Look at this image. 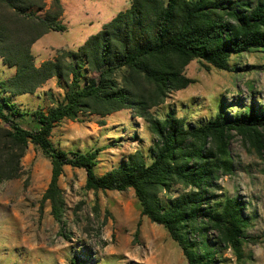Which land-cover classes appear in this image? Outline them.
I'll return each mask as SVG.
<instances>
[{
  "label": "trees",
  "instance_id": "16d2710c",
  "mask_svg": "<svg viewBox=\"0 0 264 264\" xmlns=\"http://www.w3.org/2000/svg\"><path fill=\"white\" fill-rule=\"evenodd\" d=\"M63 13L61 0L48 7L46 0H0V63L15 68L0 80V182L22 176L32 144L51 162L42 201L50 203L57 222L65 204L59 186L64 168L84 169L88 191L133 189L141 215L167 230L188 264H216L219 247L244 261V246L260 242L247 232V205L216 192L219 179L234 173V134L262 156L264 105L252 103L232 117L219 112L198 126L188 125L175 110L163 119L150 111L193 83L185 75L192 61L230 71L232 56L263 49L264 0H132L77 50H60L36 65L33 46L52 31L67 30ZM52 79L64 96L48 110L27 113L2 96L33 95ZM122 110L146 120L154 139L150 161L136 150L98 175L101 148L66 151L50 139L63 120ZM175 186L182 192L172 196ZM69 264L88 260L74 257Z\"/></svg>",
  "mask_w": 264,
  "mask_h": 264
},
{
  "label": "rangeland",
  "instance_id": "374dc122",
  "mask_svg": "<svg viewBox=\"0 0 264 264\" xmlns=\"http://www.w3.org/2000/svg\"><path fill=\"white\" fill-rule=\"evenodd\" d=\"M248 1V0H244ZM253 1V0H252ZM64 32L52 31L32 49L36 65L54 58L60 50H77L101 30L132 0H61ZM51 0H46L47 7ZM230 71L194 60L185 69L193 80L186 89L171 93L150 112L163 119L170 110L190 126L215 117L243 113L252 103L264 105V48L234 55ZM14 69H0V80ZM64 89L49 80L33 95L9 97L22 111L48 110L63 100ZM58 149L86 152L101 148L96 172L118 167L136 150L150 161L153 136L144 118L131 110L106 117L82 114L79 121L63 120L52 131ZM230 151L234 173L222 176L216 194L238 197L250 218L248 234L259 237L244 246L245 260L238 262L230 250L217 251L216 264H264V150L262 156L234 134ZM19 179L0 182V264H69L71 258L88 264H188L181 248L165 228L140 213L133 189L125 192L88 191L84 169L66 166L59 179L64 196L62 219L57 222L43 195L51 179L50 159L29 145ZM182 192L173 187L172 196ZM220 197V198H221ZM219 199V197L217 198ZM213 240L212 235H210Z\"/></svg>",
  "mask_w": 264,
  "mask_h": 264
},
{
  "label": "crops",
  "instance_id": "0c3cea01",
  "mask_svg": "<svg viewBox=\"0 0 264 264\" xmlns=\"http://www.w3.org/2000/svg\"><path fill=\"white\" fill-rule=\"evenodd\" d=\"M37 42H38V41H37ZM37 42H36V43H37ZM36 43H35V45H36ZM35 45H34V46H35ZM34 46H33V47H34ZM32 49H33V48H32ZM3 67H5V66H4L2 63H0V69L3 68ZM6 67H7V66H6ZM7 68H9V67H7ZM10 69H11V68H9V70H10ZM13 69H14L13 72L15 73V68H13ZM14 73H13V74H14ZM13 74H12V75H13ZM10 76H11V74H10ZM10 76H8V77H6V78H4V79L9 78ZM2 96L5 97L6 99L10 100V101H11V98H9V97H13V96H12L11 94H9V93L3 94Z\"/></svg>",
  "mask_w": 264,
  "mask_h": 264
}]
</instances>
